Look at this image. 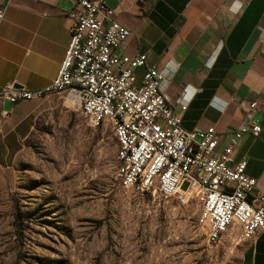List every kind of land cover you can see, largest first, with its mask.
Listing matches in <instances>:
<instances>
[{
  "label": "crops",
  "instance_id": "crops-1",
  "mask_svg": "<svg viewBox=\"0 0 264 264\" xmlns=\"http://www.w3.org/2000/svg\"><path fill=\"white\" fill-rule=\"evenodd\" d=\"M106 3L131 31L122 53L146 55V68L162 74L161 89L181 115L184 129L214 128L222 151L242 125L249 128L233 160L247 159V175L264 191V0ZM73 4L0 0L6 10L0 28V88L15 84L36 91L57 78L71 42ZM146 68L136 70L138 84ZM40 104L41 99L16 104L0 99V110L6 112L0 122L1 166L15 164ZM253 124L261 128L257 136L251 132ZM241 264H264V232L243 240Z\"/></svg>",
  "mask_w": 264,
  "mask_h": 264
},
{
  "label": "rangeland",
  "instance_id": "rangeland-1",
  "mask_svg": "<svg viewBox=\"0 0 264 264\" xmlns=\"http://www.w3.org/2000/svg\"><path fill=\"white\" fill-rule=\"evenodd\" d=\"M66 92L41 99L15 164L0 165V264H241L240 227L209 246L199 198L123 187L112 123L93 127Z\"/></svg>",
  "mask_w": 264,
  "mask_h": 264
},
{
  "label": "built area",
  "instance_id": "built-area-1",
  "mask_svg": "<svg viewBox=\"0 0 264 264\" xmlns=\"http://www.w3.org/2000/svg\"><path fill=\"white\" fill-rule=\"evenodd\" d=\"M73 3L71 42L57 78L36 91L7 84L0 88V99L16 104L69 91L93 127L112 123L118 143L116 176L123 187L142 192L157 188L181 204L199 198L198 225L211 247L233 225L240 227L243 240L264 232V191L247 175V159L233 160L249 128L242 125L222 151L214 128L184 129L161 89L162 74L146 68V55L122 53L131 31L117 21L116 11L106 0ZM5 12L0 6V28ZM140 68L146 71L138 84L135 72ZM5 116L0 110V122ZM260 131L253 124L252 134Z\"/></svg>",
  "mask_w": 264,
  "mask_h": 264
},
{
  "label": "water",
  "instance_id": "water-1",
  "mask_svg": "<svg viewBox=\"0 0 264 264\" xmlns=\"http://www.w3.org/2000/svg\"><path fill=\"white\" fill-rule=\"evenodd\" d=\"M16 88H20L21 86H15Z\"/></svg>",
  "mask_w": 264,
  "mask_h": 264
}]
</instances>
